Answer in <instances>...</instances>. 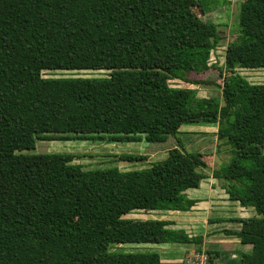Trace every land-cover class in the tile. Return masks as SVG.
<instances>
[{
    "label": "trees",
    "instance_id": "obj_1",
    "mask_svg": "<svg viewBox=\"0 0 264 264\" xmlns=\"http://www.w3.org/2000/svg\"><path fill=\"white\" fill-rule=\"evenodd\" d=\"M222 0H0V264H161L116 245L199 243L172 222L135 212L190 211L213 154L189 152L185 125L218 124L214 172L231 200L260 218L228 232L264 264V0H244L239 36L226 51L221 98H200L190 75L214 67L223 41L206 15ZM198 9V13L195 11ZM47 71H107L104 78H44ZM211 85H216L211 83ZM84 138L178 146L149 168L86 170L70 154H34L38 140ZM225 148V150H223ZM123 155L122 162L149 161ZM225 165V164H224ZM211 261L218 254L208 252Z\"/></svg>",
    "mask_w": 264,
    "mask_h": 264
},
{
    "label": "rangeland",
    "instance_id": "obj_2",
    "mask_svg": "<svg viewBox=\"0 0 264 264\" xmlns=\"http://www.w3.org/2000/svg\"><path fill=\"white\" fill-rule=\"evenodd\" d=\"M226 4L218 7L205 16L206 21H212L219 25V31L223 37V41L214 53V61L218 67H214L210 71L198 75L191 74L192 81H205L210 85L195 86L173 80L170 82L173 87L197 89L200 98H221V88L217 86L223 83L224 77L220 73L222 68L225 71L226 51L228 46L234 42L239 36V17L241 5L244 0H222ZM198 13V9H195ZM239 73L248 81L254 84H264V70L238 69ZM109 75L107 71H47L44 78H104ZM215 83L216 85H211ZM188 127L193 125H187ZM195 135V134H194ZM178 138L191 149L189 152L200 153L203 151L216 150L215 169L221 170L229 164L231 153H218V140L216 136L211 134L208 138L194 137L195 140L187 138ZM146 141L142 142H109L108 140H91L84 138H50V140H38L34 151L25 152V154H70L75 156L74 163L82 165L86 170L106 169L118 167L123 172L138 171L149 168L153 163L162 161L165 158V151L178 146L176 139L171 138L170 143L153 146ZM186 147V146H185ZM202 150V151H200ZM225 150V148L223 149ZM207 153V152H206ZM123 155H146L150 159L147 162H122L120 157ZM218 159V160H217ZM225 164V165H224ZM158 213L135 212L127 218L142 219L147 216H158ZM220 249V247H219Z\"/></svg>",
    "mask_w": 264,
    "mask_h": 264
},
{
    "label": "crops",
    "instance_id": "obj_3",
    "mask_svg": "<svg viewBox=\"0 0 264 264\" xmlns=\"http://www.w3.org/2000/svg\"><path fill=\"white\" fill-rule=\"evenodd\" d=\"M190 125L193 126L185 125L181 128L180 137L195 140L194 137L206 139L209 135L214 134L217 140L218 124ZM170 141L171 139L164 144L170 143ZM183 142L190 151L191 149L186 142ZM164 144H154L153 146ZM176 147L174 146V148ZM170 150L165 151L163 160L168 157ZM206 152L200 153L213 154L214 163L211 168L201 170L207 179L201 184L200 189L188 192L189 197L196 202L195 206L186 212L158 213V216L142 218L172 222V225L168 227L170 230L183 231L190 238L199 239V243L116 245L112 247L113 252L157 254L160 256L161 264H186V261L196 254L211 252L218 254V259L214 261V264H242L243 256L251 254L253 247L244 245L237 236L229 235L228 232L240 231L242 229L240 220L260 217L254 208H244L239 202L230 199L227 192L229 184L224 180L215 179L213 176L214 172L217 171L215 169L216 150Z\"/></svg>",
    "mask_w": 264,
    "mask_h": 264
},
{
    "label": "built area",
    "instance_id": "obj_4",
    "mask_svg": "<svg viewBox=\"0 0 264 264\" xmlns=\"http://www.w3.org/2000/svg\"><path fill=\"white\" fill-rule=\"evenodd\" d=\"M186 264H214L207 252L194 255L186 261Z\"/></svg>",
    "mask_w": 264,
    "mask_h": 264
}]
</instances>
